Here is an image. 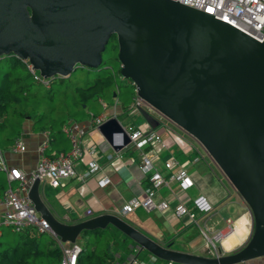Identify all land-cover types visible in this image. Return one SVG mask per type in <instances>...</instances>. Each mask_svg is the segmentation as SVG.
Masks as SVG:
<instances>
[{
	"label": "water",
	"instance_id": "water-1",
	"mask_svg": "<svg viewBox=\"0 0 264 264\" xmlns=\"http://www.w3.org/2000/svg\"><path fill=\"white\" fill-rule=\"evenodd\" d=\"M112 34L119 73L204 147L246 203L250 234L235 249L217 245L214 255H204L160 244L115 213L63 222L34 178L27 196L52 235L73 241L82 230L112 224L133 241L129 246L167 261L235 264L264 256V36L256 39L177 0H0V56L27 59L44 77L95 67ZM139 112L151 127L158 124L142 106ZM97 128L113 148L129 140L115 116ZM116 131L122 142L113 141Z\"/></svg>",
	"mask_w": 264,
	"mask_h": 264
},
{
	"label": "crops",
	"instance_id": "crops-1",
	"mask_svg": "<svg viewBox=\"0 0 264 264\" xmlns=\"http://www.w3.org/2000/svg\"><path fill=\"white\" fill-rule=\"evenodd\" d=\"M124 109L121 104H118V101L116 103L112 101L110 104L106 101L103 112L109 116H115L121 124L126 125L130 121L125 122ZM131 112L134 115L138 113ZM85 114V116L76 118V120L85 126V138L93 142L96 150L92 155L83 151L82 155L74 162L75 172L72 175L63 177L61 185L51 186L46 179H43L45 189L39 194L53 216L60 221L71 223L99 213H115L160 244L169 243V247L174 249L208 255V243L206 240L203 242L201 239L202 234L208 237L205 230L210 233L223 231L228 224L232 226L229 230L234 229L240 221L237 217L244 214L246 216V229L243 238L239 239L237 237V241H235L228 233L229 246L225 248L222 244L221 239L225 235L220 238L217 245L223 251H230L248 238L252 225L249 210L239 205L241 209L233 217H230L226 211L233 204L228 198L229 189L210 155L195 141L194 137L181 127L178 125L173 127L164 122L159 124V120L153 128L162 137L164 145L149 151L154 167L166 177L169 172H174L179 167H185L192 179V185L184 191H180L178 179L176 177L167 178L165 183L156 188L157 197L167 201V208L159 209L155 207L147 210L137 206L128 212H121L120 207L127 199L132 196L140 197L144 194L148 180L138 165L137 151L131 146L113 148L98 128L90 124L88 114ZM135 120L136 123L139 122L138 118ZM138 124L145 125V122H139ZM40 129H33L29 120L24 121L20 132L25 144L24 150L11 151L9 149L10 144L1 147L7 165L19 167L23 171H29L34 167L39 156L37 147L42 139ZM58 141L57 143L50 141L48 148L61 149L69 146L65 134ZM144 148L151 149L148 144L144 145ZM91 158L97 161L99 167L91 173L85 174V169ZM168 158L174 160L170 168L165 167L163 164ZM102 176L107 177L104 184L99 183V178ZM4 179L6 180L5 173ZM198 193H202L208 198L211 202L210 209L197 210L192 207V197ZM180 201H184L190 208L189 213L191 214L173 213L174 205ZM87 208L90 209L89 213H86ZM123 235L118 236L120 241L118 244L115 245L111 241L105 244L106 250L113 256L106 263L164 264L167 261L153 255L144 248L136 255V249L129 246V243L133 241L130 238L126 239L125 235L124 238ZM82 237L84 235L79 233L76 239L81 242L84 239ZM53 238L54 244L57 245V239L55 236ZM125 245L132 249H126ZM129 254L135 256V262L131 263L130 259H127ZM261 259L263 260V258ZM261 259L258 258V262ZM246 262L235 264H247Z\"/></svg>",
	"mask_w": 264,
	"mask_h": 264
},
{
	"label": "built area",
	"instance_id": "built-area-1",
	"mask_svg": "<svg viewBox=\"0 0 264 264\" xmlns=\"http://www.w3.org/2000/svg\"><path fill=\"white\" fill-rule=\"evenodd\" d=\"M186 5L200 9L212 14L215 18L224 20L241 31L261 39L264 36V0H177ZM27 68L34 73V77L47 84V77H44L34 71L31 63L27 59ZM116 103V99L114 100ZM145 101L133 93L129 103L131 111L139 113V107ZM103 107L106 102L101 101ZM146 103V102H145ZM150 106V105H149ZM152 107V106H150ZM153 108V107H152ZM88 121L92 126L97 127L102 121L109 117L103 110L99 112L87 111ZM122 125V128L128 135V142L122 146L133 147L138 154V165L145 174L148 185L144 189L142 196H132L127 199L120 207L121 212L125 213L134 207L141 206L144 209L159 208L165 209L168 203L164 199L157 197L156 188L165 183L167 178L176 177L179 182L180 191H184L192 185V179L185 167H179L174 172H169L166 176L162 175L153 165L150 150L160 148L164 145L162 137L151 127L146 121L145 125H133L128 123ZM63 133L69 141V146L65 149H49L48 130L40 129L42 139L38 144L39 156L35 165L29 171H23L19 167L7 165L0 148V171L5 173L7 184L0 191V233L1 225H8L13 231H27L30 234L39 232H48L52 235L47 221L40 216L39 212L34 208L31 200L27 196V190L34 178L46 179L51 186L61 185L62 178L72 175L74 171V162L82 155L83 151L92 155L96 148L93 142L85 138V126L78 120H69L62 124ZM113 141L122 142V132H113ZM148 144L151 149H145L144 145ZM121 146V147H122ZM25 144L22 135L19 133L12 139L9 149L11 151H22ZM174 160L168 158L164 161V166L170 168ZM99 167L97 161L91 158L85 169V174L91 173ZM107 181L106 176L99 178V183L104 184ZM182 197V196H180ZM192 207L197 210H208L211 208V202L208 198L198 193L192 197ZM174 214L189 213L190 208L184 201L178 202L172 209ZM90 209H86L89 213ZM191 214V213H189ZM229 228L230 225L228 224ZM223 231H217L213 238L219 239L223 235ZM217 235V236H216ZM54 236V235H53ZM57 245L59 246L61 255L58 264H76L77 254L81 249L80 242L75 239L73 241H61L57 236ZM135 262L136 260L133 259ZM110 264V263H106ZM164 264H172L168 260ZM260 264H264V257Z\"/></svg>",
	"mask_w": 264,
	"mask_h": 264
},
{
	"label": "trees",
	"instance_id": "trees-1",
	"mask_svg": "<svg viewBox=\"0 0 264 264\" xmlns=\"http://www.w3.org/2000/svg\"><path fill=\"white\" fill-rule=\"evenodd\" d=\"M105 51H109V55L103 56ZM116 56L117 42L115 34H112L101 53V61L95 67L79 65L86 69L83 78L72 79L71 70L65 76H48V83L45 84L34 77L22 58L11 53L1 55L0 148L10 144L14 136L21 132L25 120L30 121L33 129L46 128L49 142L57 143L64 135L61 129L63 123L83 117L88 110L94 113L103 110L102 100L118 101L120 85L131 83V80L124 79L119 73ZM15 67L22 68L23 73L13 70ZM34 72L37 73V70ZM6 184L4 178L0 179V191ZM13 232L9 239H3L1 229L0 264H58L61 252L52 235L47 232L30 234L25 230ZM43 233L47 234V238ZM80 233L84 239L81 242L78 240L81 249L76 264H105L113 257L105 244L109 240L118 244L119 233L124 234L112 224ZM105 234L109 236L108 240L102 247H97V242ZM125 248L132 249L126 245ZM140 250L135 251L136 255Z\"/></svg>",
	"mask_w": 264,
	"mask_h": 264
},
{
	"label": "rangeland",
	"instance_id": "rangeland-1",
	"mask_svg": "<svg viewBox=\"0 0 264 264\" xmlns=\"http://www.w3.org/2000/svg\"><path fill=\"white\" fill-rule=\"evenodd\" d=\"M109 53V51H105L103 53V56L107 55ZM109 55V54H108ZM13 70H15L16 72H20L23 73L22 68L20 67H15ZM72 74H71V78L72 79H80L83 78L86 72V69L84 67H81L79 65L75 66L72 69ZM122 76V75H121ZM124 79L128 80V78L122 76ZM129 81V80H128ZM134 84L131 83H127V84H122L119 87L120 93H119V97H118V104L122 106V108L124 109V115H125V119H126V123L130 121V123H133L134 125H139L138 123H143L145 122V119L143 118V116L140 113H137L134 115V113L131 112L130 107L128 106L131 99H132V95L135 92L134 89ZM109 101V100H108ZM114 101V100H112ZM112 101H109V104L112 103ZM142 107L144 109H146L148 112H150L153 116H155L158 120H159V124L160 122H164L166 124L172 125L173 127H177L176 124L174 122H172L171 120L167 119L166 117H164L163 115H161L157 110H155L154 108L150 107L147 103H143ZM70 114H72V109L70 111ZM132 114V115H131ZM74 115V114H73ZM86 114H84L83 116H85ZM76 116V115H75ZM74 116V117H75ZM76 118V117H75ZM78 118V117H77ZM136 118L139 119V122L137 121L136 123ZM124 119V120H125ZM174 123V124H173ZM193 137V136H192ZM197 141V140H195ZM197 143H199V141H197ZM200 144V143H199ZM201 145V144H200ZM202 146V145H201ZM203 147V146H202ZM204 149V147H203ZM205 150V149H204ZM206 151V150H205ZM217 165V164H216ZM217 168L219 169L222 178L224 179L225 183L227 184V187L229 189V199L232 201V205L230 207L227 208V212L230 215V217H233L241 208H239V205H242V207L244 206L245 208H248L246 203L243 201V199L240 197V195L238 194V192L234 189V187L232 186V184L228 181V179L225 177V175L223 174V172L220 170V168L217 166ZM4 178V173L2 171H0V179ZM43 179L40 180L39 184H38V190L39 193L45 189L44 187V183L42 182ZM243 202V203H242ZM240 221L243 220V218L241 217V219H239ZM231 222V221H230ZM229 222V223H230ZM241 222L238 223V225H240ZM229 226L226 225L225 228L223 229V232L228 229ZM1 229L3 231V235L1 238L3 239H9L11 236L14 235V232L12 230V228L8 225H1ZM206 233L208 234V237H206L204 234L201 235V239L204 242L205 240L208 243V255H214L217 252V244L219 243V239L213 238V235L216 233V231L214 233H210L209 231L205 230ZM211 234V235H210ZM45 238H47V234L43 233L42 234ZM122 234L119 233V236H121ZM80 237V236H79ZM109 237V236H108ZM107 235H103L101 237V239L97 242V247H102V245L105 244V240H108ZM84 237H82L83 239ZM92 241V239H91ZM110 241V240H109ZM223 250V249H222ZM264 256H261V258H263ZM258 258H253L251 260H248L246 263L247 264H260V262H262V259L260 260V262H258L257 260ZM172 264H184V263H179V262H173Z\"/></svg>",
	"mask_w": 264,
	"mask_h": 264
},
{
	"label": "bare ground",
	"instance_id": "bare-ground-1",
	"mask_svg": "<svg viewBox=\"0 0 264 264\" xmlns=\"http://www.w3.org/2000/svg\"><path fill=\"white\" fill-rule=\"evenodd\" d=\"M241 217L243 218V220L239 221L241 222L240 225H238L237 221L235 222V224L237 223L236 228L229 230L232 226H230V228L226 229L223 233V235L221 237H224L221 239L222 244L225 248H227L230 244L229 239L227 237V234L230 235L232 237V239H234L235 241H237V237L240 239L244 234H245V229H246V225H245V221H246V216L244 214H242L241 216L237 217V219H241ZM248 220V219H247ZM229 230V231H228ZM217 236V235H216ZM220 237V238H221ZM243 238V237H242ZM220 242V241H219Z\"/></svg>",
	"mask_w": 264,
	"mask_h": 264
}]
</instances>
